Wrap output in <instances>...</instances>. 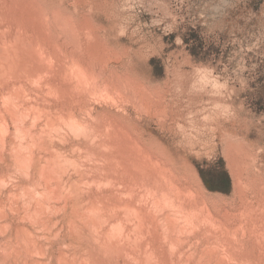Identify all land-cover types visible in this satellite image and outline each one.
<instances>
[{"label":"rangeland","instance_id":"374dc122","mask_svg":"<svg viewBox=\"0 0 264 264\" xmlns=\"http://www.w3.org/2000/svg\"><path fill=\"white\" fill-rule=\"evenodd\" d=\"M223 7L0 0V264H264V0Z\"/></svg>","mask_w":264,"mask_h":264},{"label":"clouds","instance_id":"9594fccd","mask_svg":"<svg viewBox=\"0 0 264 264\" xmlns=\"http://www.w3.org/2000/svg\"><path fill=\"white\" fill-rule=\"evenodd\" d=\"M230 0H223V10L226 11ZM192 89L217 98L209 107L210 114L214 116H229L233 113V106L224 102L229 91L228 82L219 77L215 70L208 66H197L193 69ZM206 119L208 117H205Z\"/></svg>","mask_w":264,"mask_h":264},{"label":"bare ground","instance_id":"6f19581e","mask_svg":"<svg viewBox=\"0 0 264 264\" xmlns=\"http://www.w3.org/2000/svg\"><path fill=\"white\" fill-rule=\"evenodd\" d=\"M4 1H5V0H4ZM10 2H11V1H10ZM17 2H18V1H17ZM30 2H31V1H30ZM35 2H36V0H35ZM12 3H13V2H12ZM14 4H15V3H14ZM15 5H16V4H15ZM36 5H37V4H36ZM40 5H41V4H40ZM10 7H11V6H10ZM7 8H8V7H7ZM21 10H22V9H21ZM45 11H46V10H45ZM38 12H39V11H38ZM56 13H58V12H56ZM35 18H36V17H35ZM43 19H44V18H43ZM23 21H24V20H23ZM48 21H49V20H48ZM46 22H47V21H46ZM69 22H70V21H69ZM48 23H49V22H48ZM38 25H39V24H38ZM48 27H49V26H48ZM19 28H20V27H19ZM82 28H83V27H82ZM74 29H75V28H74ZM50 30H51V29H50ZM19 31H20V30H19ZM21 31H22V30H21ZM31 32H32V31H31ZM85 32H86V31H85ZM35 38H36V37H35ZM32 40H33V39H32ZM38 40H39V39H38ZM0 41H1V40H0ZM25 41H26V40H25ZM18 42H19V41H18ZM44 43H45V42H44ZM95 43H96V42H95ZM23 44H24V43H23ZM48 44H49V43H48ZM102 45H103V44H102ZM25 46H26V45H25ZM39 46H40V45H39ZM42 46H43V45H42ZM31 47H32V46H31ZM58 48H59V47H58ZM42 49H43V48H42ZM47 50H48V49H47ZM6 53H7V52H6ZM57 53H58V52H57ZM55 54H56V53H55ZM56 55H57V54H56ZM58 56H59V55H58ZM42 58H43V57H42ZM45 58H46V57H45ZM2 59H3V58H2ZM78 59H79V58H78ZM111 59H112V58H111ZM8 60H9V59H8ZM74 60H75V59H74ZM3 61H4V60H3ZM6 61H7V60H6ZM10 61H11V60H10ZM10 61H9V62H10ZM7 63H8V61H7ZM67 63H68V62H67ZM5 64H6V63H5ZM13 67H14V66H13ZM68 70H69V69H68ZM77 71H78V70H77ZM13 72H14V71H13ZM79 72H80V71H79ZM82 72H83V71H82ZM93 73H94V72H93ZM7 74H8V73H7ZM69 74H70V73H69ZM82 75H83V74H82ZM73 76H74V75H73ZM118 76H119V75H118ZM67 77H68V76H67ZM83 78H85V76H84ZM97 78H98V77H97ZM126 78H127V76H126ZM66 79H67V78H66ZM48 80H49V79H48ZM91 81H92V80H91ZM116 81H117V80H116ZM89 82H90V81H89ZM95 82H96V81H95ZM106 83H107V82H106ZM111 84H112V83H111ZM128 84H129V83H128ZM93 85H94V84H93ZM107 85H108V84H107ZM126 85H127V84H126ZM74 87H75V86H74ZM139 87H140V86H139ZM109 88H110V87H109ZM84 89H85V88H84ZM103 89H104V88H103ZM120 89H121V88H120ZM140 89H141V88H140ZM140 89H139V90H140ZM97 90H99V89L97 88ZM75 91H76V90H75ZM12 92H13V91H12ZM89 92H90V91H89ZM19 93H20V92H19ZM76 93H77V92H76ZM90 93H91V92H90ZM115 93H116V92H115ZM137 93H138V92H137ZM121 94H122V92H121ZM147 94H148V93H147ZM157 96H158V95H157ZM80 97H81V96H80ZM72 98H73V97H72ZM77 98H78V97H77ZM118 100H119V99H118ZM150 100H151V98H150ZM133 102H134V101H133ZM88 104H89V103H88ZM45 110H46V109H45ZM46 115H47V114H46ZM105 115H106V114H105ZM1 120H2V119H1ZM3 120H4V119H3ZM112 125H113V124H112ZM112 125H111V126H112ZM97 129H98V128H97ZM119 130H120V129H119ZM124 134H125V133H124ZM131 137H132V136H131ZM5 151H6V150H5ZM126 153H127V152H126ZM93 155H94V154H93ZM123 156H124V155H123ZM123 156H122V157H123ZM89 159H90V158H89ZM93 159H94V158H93ZM149 160H150V159H149ZM159 160H160V159H159ZM122 161H123V160H122ZM111 164H112V163H111ZM111 166H112V165H111ZM123 166H124V164H123ZM125 166H126V165H125ZM124 169H125V168H124ZM126 170H127V169H126ZM126 170H124V171L126 172ZM166 170H167V169H166ZM161 171H162V170H161ZM127 172H128V175H129V171H127ZM127 172H126L125 175H127ZM157 172H158V171H157ZM104 173H105V172H104ZM112 173H113V172H112ZM135 173H136V172H135ZM100 174H101V173H100ZM91 175H92V174H91ZM123 175H124V172H123ZM128 175H127V176H128ZM130 175H131V174H130ZM116 177H117V176H116ZM128 177H129V176H128ZM114 178H115V177H114ZM172 178H173V177H172ZM137 179H138V178H137ZM135 180H136V178H135ZM140 180H141V179H140ZM122 181H123V180H122ZM128 181H129V180H128ZM137 181H138V180H137ZM137 181H136V182H137ZM142 181H143V180H142ZM142 181L140 182L141 184H143ZM172 181H173V180H172ZM148 184H149V183H148ZM6 185H7V184H6ZM139 185H140V184H139ZM161 185H162V184H161ZM108 186H109V185H108ZM152 186H153V185H152ZM104 187H105V186H104ZM110 187H111V186H110ZM170 187H171V186H170ZM164 188H165V187H164ZM128 189H129V188H128ZM151 189H152V188H151ZM165 189H167V187H166ZM165 189H162V188H161V190H163V191L166 192ZM168 189H169V188H168ZM130 190H131V188H130ZM156 190H157V189H156ZM161 190H159V191H161ZM36 191H37V190H36ZM167 191H168V190H167ZM169 191H170V190H169ZM182 191H183V190H182ZM137 192H138V191H137ZM171 192H172V191H171ZM171 192H170V193H171ZM173 192H174V191H173ZM118 193H119V192H118ZM157 193H158V190H157ZM157 193H155V194H157ZM162 193L165 194L164 192H162ZM170 193L166 194V195H167L166 198H168V196H169V198H171L170 195H169ZM175 193H176V192H175ZM145 194H146V193H145ZM155 194H154V196H156ZM160 194H161V193H160ZM179 194H180V193H179ZM182 194H183V193H182ZM187 194H188V193H187ZM197 194H198V193H197ZM15 195H16V194H15ZM43 195H44V194H43ZM161 195H162V194H161ZM166 195H165V196H166ZM171 195H172V194H171ZM30 196H31V195H30ZM126 196H128V195H126ZM130 196H131V195H130ZM165 196H163L164 199H166ZM158 197H159V196H158ZM160 197H161V196H160ZM116 198H117V197H116ZM163 198L161 197V202L164 201V200H162ZM172 198H173V197H172ZM172 198H171V199H172ZM194 198H195V197H194ZM172 200H173V199H172ZM167 201L169 202L170 200L167 199ZM164 202H165V201H164ZM172 202H174V201H172ZM172 202H169V203H172ZM169 203H168V204H169ZM135 205H136V204H135ZM172 205H173V204H172ZM185 205H186V204H185ZM130 206H131V205H130ZM169 206H170V205H169ZM171 207H172V206H171ZM185 207H186V206H185ZM144 208H145V207H144ZM179 208H180V207H179ZM181 209H182V208H181ZM191 210H192V209H191ZM199 210H200V209H199ZM227 212H228V211H227ZM184 213H185V212H184ZM186 213H187V212H186ZM198 213H199V212H198ZM203 216H204V215H203ZM208 216H209V215H208ZM212 216H213V215H212ZM188 218H189V217H188ZM107 222H108V221H107ZM209 222H210V221H209ZM154 223H155V222H154ZM215 223H216V222H215ZM156 225H157V224H156ZM158 226H159V225H158ZM218 226H219V225H218ZM217 228H218V227H217ZM192 229H193V228H192ZM214 229H215V228H214ZM141 230H142V229H141ZM186 232H187V231H186ZM215 232H216V231H215ZM189 233H191V232L189 231ZM210 233H211V232H210ZM143 235H144V234H143ZM208 235H209V234H208ZM123 237H124V236H123ZM189 238H190V237H189ZM234 240H235V239H234ZM33 241H34V240H33ZM231 244H232V243H231ZM218 245H219V244H218ZM237 245H239V244H237ZM214 246H215V245H214ZM252 247H253V246H252ZM240 248H241V247H240ZM157 250H158V249H157ZM234 250H235V249H234ZM251 250H252V249H251ZM232 251H233V250H232ZM106 252H107V251H106ZM133 252H134V251H133ZM109 253H110V252H109ZM109 253H108V254H109ZM106 254H107V253H106ZM255 256H256V255H255ZM251 257H252V256H251ZM95 258H96V257H95ZM256 258H257V257H256ZM194 260H195V259H194ZM159 261H160V260H159ZM262 261H263V259H262ZM97 262H98V261H97ZM116 262H117V261H116ZM245 262H246V261H245ZM73 264H74V263H73ZM163 264H164V263H163ZM241 264H242V263H241Z\"/></svg>","mask_w":264,"mask_h":264},{"label":"trees","instance_id":"16d2710c","mask_svg":"<svg viewBox=\"0 0 264 264\" xmlns=\"http://www.w3.org/2000/svg\"><path fill=\"white\" fill-rule=\"evenodd\" d=\"M189 41H190V38H184L185 43H189ZM213 176H214L213 177L214 182H217L219 180H223L226 183L230 182L229 175H228L227 171L224 169L222 171L217 172L216 174L213 173ZM212 182L213 181H206V183L210 189H216L214 186H211Z\"/></svg>","mask_w":264,"mask_h":264}]
</instances>
